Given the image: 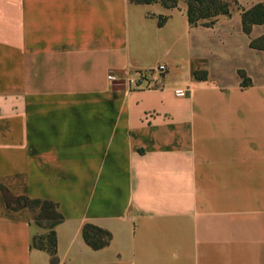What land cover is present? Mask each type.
<instances>
[{"label": "crops", "instance_id": "obj_1", "mask_svg": "<svg viewBox=\"0 0 264 264\" xmlns=\"http://www.w3.org/2000/svg\"><path fill=\"white\" fill-rule=\"evenodd\" d=\"M223 1L192 26L182 2L0 0V187L57 206V264H264V24L241 23L264 0ZM30 220L0 191V264H50Z\"/></svg>", "mask_w": 264, "mask_h": 264}, {"label": "trees", "instance_id": "obj_2", "mask_svg": "<svg viewBox=\"0 0 264 264\" xmlns=\"http://www.w3.org/2000/svg\"><path fill=\"white\" fill-rule=\"evenodd\" d=\"M130 4L148 5L160 4L166 9L176 8L179 3L186 6V18L189 25L210 26L218 16L229 14V3L223 0H128ZM160 18L158 25L163 23ZM242 30L249 34L253 25L264 24V7L257 4L241 13ZM249 47L256 50H264V37L251 40ZM241 78V86L248 83L242 72L238 73ZM195 79H205V73L193 72ZM4 205L7 210L19 211L26 209L31 212V226L44 230L43 234H34L30 239V247L47 253L50 257V264H57L56 258V237L55 227L63 221L57 206L46 200L29 199L26 196L12 197L2 187H0ZM82 238L87 246L92 250H99L107 246L111 240L109 232L96 226L86 224L82 227Z\"/></svg>", "mask_w": 264, "mask_h": 264}, {"label": "built area", "instance_id": "obj_3", "mask_svg": "<svg viewBox=\"0 0 264 264\" xmlns=\"http://www.w3.org/2000/svg\"><path fill=\"white\" fill-rule=\"evenodd\" d=\"M166 68L164 65H158L157 67L145 71H140L135 74L125 75V74H114L110 73L108 75L109 79H122L124 80L130 87L138 88L143 86L146 89H150L153 87V81L147 82L146 80L157 75H161L165 73ZM143 84V85H142Z\"/></svg>", "mask_w": 264, "mask_h": 264}, {"label": "rangeland", "instance_id": "obj_4", "mask_svg": "<svg viewBox=\"0 0 264 264\" xmlns=\"http://www.w3.org/2000/svg\"><path fill=\"white\" fill-rule=\"evenodd\" d=\"M132 5H135V4H132ZM33 229H34L35 234H43L44 233V230L37 228L35 226H33Z\"/></svg>", "mask_w": 264, "mask_h": 264}]
</instances>
